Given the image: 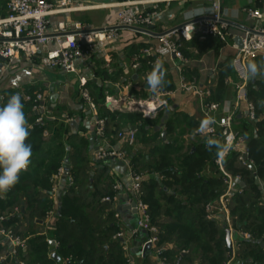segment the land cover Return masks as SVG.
I'll return each mask as SVG.
<instances>
[{
  "label": "trees",
  "instance_id": "1",
  "mask_svg": "<svg viewBox=\"0 0 264 264\" xmlns=\"http://www.w3.org/2000/svg\"><path fill=\"white\" fill-rule=\"evenodd\" d=\"M4 3L7 6L8 0H0V5ZM69 30H74V27ZM209 39L216 41L214 37ZM139 65L138 70L144 66L142 63ZM230 71L231 67H228L221 72L209 101L224 100L226 75ZM162 91L165 90L162 88ZM92 96L100 115L107 121V136L113 143L117 133L126 125L137 129V143L141 136L150 133L148 127H154L159 122V117L144 116L140 110L113 111L106 106L104 97L95 96V93ZM249 98L256 106L257 120H243L241 133L247 139L248 157L254 162V168L239 163L236 152L229 153L224 163L233 174H240L245 183L244 193L237 195L232 205L234 226L252 234L250 240H237L235 264H264V194L261 185L256 182V177L264 180L263 80L256 81L255 85L250 82ZM34 106V101H28L31 110ZM37 118L32 117L30 122L33 125L26 140L32 148L29 168L20 174L18 183L6 195H0V217L5 216L0 220V227L12 230L15 236H29V239L24 246L18 247L14 257L8 255L0 264H19L20 261H25V264H130L123 244L113 239L120 232L115 222L116 212L109 213L110 220H113H108L107 229L111 232L101 225L102 213L98 209L108 205L103 198L116 194L115 185L107 177L110 166L96 167L95 181L90 185L92 161L89 139L80 135L65 139L64 125L50 127L48 118L43 122H37ZM46 132L51 136H46ZM66 142L71 151H67ZM135 147L136 144L128 149L133 171L141 175L158 172L168 181L161 184L153 178L143 179V198L149 205L153 223L159 226L157 246L162 251L156 254L150 248L145 254L141 250L132 257L137 255L142 264H154L150 261L153 255L166 259L169 264H224L230 254L226 241L227 227L222 222L208 220L206 215L208 203L216 201L224 190L221 172H207L208 166H214L217 157L215 148L209 151L206 144L200 145L181 159V168L175 169V163L166 149L155 150L154 159L147 161L141 151L134 153ZM60 168L69 173L70 182L63 191L65 193L60 195L61 205L57 206L52 190ZM100 179L104 188L98 187ZM173 185L181 187L179 193L177 191L178 196L169 193L168 188ZM22 204H25L28 226L26 232L20 233L17 223H22V218L20 214H14V207ZM51 211L52 218L56 220L51 237L58 242L54 251H51L53 247L47 237L35 232V227ZM169 243L173 244L172 248L168 247ZM1 245L0 250L3 249Z\"/></svg>",
  "mask_w": 264,
  "mask_h": 264
},
{
  "label": "crops",
  "instance_id": "2",
  "mask_svg": "<svg viewBox=\"0 0 264 264\" xmlns=\"http://www.w3.org/2000/svg\"><path fill=\"white\" fill-rule=\"evenodd\" d=\"M76 5L90 6L93 4L76 1ZM248 6L260 8L264 11V1L261 0H222L223 11L232 21V24L226 31L225 39L216 38L215 41V39L208 38L209 40H201L198 39L197 34L192 40L184 41L182 50L185 62L178 61L158 39L147 34L136 33L130 29L122 30L117 39L100 44L91 53L88 59L83 61L79 60L77 62L76 73H70L62 67H45L38 58L29 59L24 55H21L19 59L10 65L0 60V106L6 104L12 94L18 93L21 97L24 106L23 111L30 128H32L33 125L30 122L33 116H37L38 118L43 117V120L48 118L51 121L50 127L65 126V139L74 135H80L88 138L90 142L91 132L95 131V122L91 111L81 98L79 90L81 80L83 79L86 81L85 85L91 96L95 93V96L104 97L105 101L108 102L106 106L116 111L117 108H114L116 105L114 100L123 95L124 86L129 87V90L125 91L124 94L128 93L130 96L137 99L148 100L150 91L146 88V77L152 70L154 64L161 62L163 68L166 70L165 84L163 86L166 92L162 90L160 92L161 96L165 95L164 101L166 107L159 114L150 116L152 118L159 117V122L154 127H148L150 133L146 136H141L137 140L134 153L137 154L141 151L142 156L145 157L147 161H152L156 156L155 150L164 148L170 159L174 161L175 169H179L181 168V159L188 152L192 153L197 147L205 144L206 139L200 134L193 135V130L199 127V123L205 117V114L202 110L199 97L191 90H188L186 86L199 85L207 87L211 90L210 97H212L214 90L217 88L221 72L227 70L229 65L233 62L236 52L234 44H237L235 39L243 35L245 28L255 24V21L249 17L244 10ZM210 7V0H188L162 3L159 6V15L153 29L155 31H162L166 28L180 25L187 21L185 18L186 13L196 10L205 13ZM118 12L119 7L116 4L107 7L61 12L49 17V29L52 32H57L60 22H64L68 30L78 23L82 24L84 29L111 25L116 21ZM7 14L8 9L4 3L0 5V18L5 17ZM262 24H264V21H262ZM135 55L139 56V64L142 63V65H144L140 70H138L139 67L137 69L132 67ZM251 62H256L257 64L264 63V56H257L252 59ZM179 66L181 67L178 68ZM135 75H137L136 78H134ZM226 78H230L231 83L226 81L227 85L224 100L218 102L219 109L211 113L217 119L230 114L234 109L236 100V88L234 83L237 81L238 77L232 67L230 73L226 75ZM259 80L264 81V76L258 75L251 79V84L254 83L255 85V82ZM37 93H41L44 96V113L36 111L34 108L31 110L28 107V101L30 100L27 99V95L31 96ZM110 102H112L111 105ZM147 104H151L149 106L150 108L151 106L153 107L151 101H147ZM166 113L168 115L166 124L158 130ZM247 119H250L247 106L242 104L233 125L237 133L243 135L241 133L243 128L242 121ZM77 120H80L78 126L75 124ZM127 127L128 125H126L124 129ZM162 131H166V139H163ZM45 134L48 137L51 136L49 132ZM218 139L221 142H225L222 137H218ZM65 144L67 145V151H71L72 148L69 144L67 142ZM112 144L117 148H125L127 151L130 148L118 137L116 138V142H112ZM96 145V140L94 144L90 143L89 153L92 161L90 185L95 181L94 178L97 174L96 167L99 166L95 160ZM227 155L225 157H227ZM225 157H223V162ZM218 158L217 156L214 159V169L210 166L207 167V172L209 174L215 170L216 172H221L217 164ZM104 164L110 166L107 177L109 182L117 187L116 194L118 196V201L116 203L108 202V205L98 209L102 213V216L100 215L102 228H105L107 232H111V229H107V222L111 218L109 213L111 211L119 213L120 219L115 217V222L119 225L120 233H123V237L116 239V235H114L113 239L120 240L123 244L125 255L130 258V264H142V260L137 255L135 258L132 257V254H136L138 251L144 249V244L150 234L146 231L134 232L138 215L133 213L131 207V201L133 199V168L130 164V159L127 162L114 160ZM141 164H145L143 159H141ZM57 175L55 176V184L52 192L55 204L60 206L62 203L60 195L70 182V177L69 173L65 172L62 175ZM150 178L158 180L161 184L168 181L164 175L158 172H144L143 179L147 180ZM101 181V179L97 181L98 187L104 188L105 185L101 184ZM257 183L261 185V180ZM244 185L245 183L243 186ZM179 188H181L179 185H173L168 188L169 193H174L178 196ZM64 193L65 192H63V194ZM19 207L20 213L18 214H20L22 218V223H17L18 226L20 225L18 232L23 233L26 232L28 226L27 219H25V214L27 212L25 204ZM15 209L16 207H14V212ZM22 209H24V212ZM52 217L53 216L47 215V217L35 227V232L38 235H45L50 245L53 247L51 251H54V248L58 246V242L51 237L52 229L56 222ZM112 220L113 219L110 221ZM112 225L114 226V223ZM156 226L159 229V226ZM1 237L0 244H2L1 246L3 249L0 250V261L2 262L8 258V255L10 258L15 255L12 253V242L5 237ZM16 237L24 241L23 246L29 239V236H21L18 234ZM51 241H55L56 244L52 245ZM168 247L172 248L173 244L169 243ZM152 251L158 254L154 248H152ZM150 261L151 263L159 264L161 259L153 255ZM8 264H11V262ZM19 264H25V261H20Z\"/></svg>",
  "mask_w": 264,
  "mask_h": 264
},
{
  "label": "built area",
  "instance_id": "3",
  "mask_svg": "<svg viewBox=\"0 0 264 264\" xmlns=\"http://www.w3.org/2000/svg\"><path fill=\"white\" fill-rule=\"evenodd\" d=\"M77 0H8V14L0 18V56L5 58V63L10 65L24 55L26 58H38L45 67H62L70 73H76L77 62L88 59L91 53L100 45L109 40H115L119 37L122 30L130 29L136 33L147 34L158 39L161 44L167 48L180 62H185L183 54V42L192 40L198 34L199 39L206 40L210 37L225 39L226 31L232 24V21L226 16L222 8V0H210L211 7L205 13L193 17L192 20L166 28L162 31H155L156 19L159 15V6L162 3H171L173 1L188 0H122L118 4L119 12L116 21L111 25L98 28L84 29L82 24L74 25V30L69 31L64 22L58 25V31L52 32L49 29L51 15L61 12H71L84 10L87 8L107 7L105 5H76ZM204 1V0H191ZM264 1V0H261ZM148 5V6H147ZM245 12L251 17L255 24L244 29L242 39L243 46L239 47L234 44L235 55L233 61L241 68L236 71L238 77L234 83L236 88V100L234 109L219 119L215 118L211 113L219 109V103L209 101L211 90L207 87L199 85L186 86L197 95L202 104V110L205 116H212L215 124L211 127L214 129L210 135L215 138L222 137L225 142L231 138L233 148L230 152L238 153V162L243 166H251L254 168V162L248 157L247 139L243 135L237 133L234 128V120L238 110L242 104L247 106L249 118L257 120V109L255 104L249 98V85L251 79L243 74V68L257 56H264V11L260 8L248 6ZM194 24L195 29L190 32L189 36H185L186 25ZM53 46V47H51ZM51 47V48H50ZM132 67H139V56L135 55ZM179 66L178 68H180ZM231 83V79L226 80ZM86 81L81 80L79 85L80 95L93 115L95 122V132L97 141V152L95 160H101L107 163L113 160L127 162L129 153L125 148H117L108 139L107 121L100 115V109L93 100L87 86ZM124 92L129 90L128 86L123 87ZM150 91V89H149ZM121 95L114 100L115 104L120 107L140 106L143 108L144 116H150L157 108L165 103L161 99V92L153 95L150 92L148 100L137 99L128 93ZM27 99L34 101V110L40 111L44 106L41 104L45 101L41 93H37L34 97L27 95ZM147 101H151L153 109L150 110ZM108 102L106 101L105 104ZM112 102H110L111 104ZM145 105V106H144ZM116 108V107H114ZM120 109V108H117ZM121 110V109H120ZM43 117H39L37 122H42ZM137 129L130 127L128 131L121 130L117 133V137L128 147L136 144ZM222 174V182L224 190L218 196L216 201L208 203L206 206V215L208 220L222 221L225 227L231 230L233 240V251L229 254V260L224 264H235V254L237 249V240H250L252 234L241 228L234 226L231 215L232 205L237 195L244 193L243 179L240 174H233L227 169L223 162V158L217 159ZM64 173V168H60L59 174ZM57 175V176H58ZM261 179H259L260 181ZM261 187L264 194V180H261ZM115 189L117 187L115 186ZM143 192V175L133 171L132 174V198L137 203L138 218L134 228V232L146 231L149 238L146 243H151L157 253L162 249L157 246L159 241L158 227L153 223L149 205L144 201ZM103 201L116 203L118 196H106ZM20 213V207L16 206L15 214ZM53 212H49L48 216H52ZM115 217L120 219V214L115 213ZM5 219L1 217L0 220ZM0 234L12 242V253L16 255L18 247L24 244V241L16 237L12 230H6L0 227ZM123 237V233L119 232L115 238ZM162 264H169L166 259L161 260Z\"/></svg>",
  "mask_w": 264,
  "mask_h": 264
},
{
  "label": "clouds",
  "instance_id": "4",
  "mask_svg": "<svg viewBox=\"0 0 264 264\" xmlns=\"http://www.w3.org/2000/svg\"><path fill=\"white\" fill-rule=\"evenodd\" d=\"M199 10L186 13V19L192 20L193 17L201 15ZM185 36L195 29L194 24L186 25ZM229 67L236 71H241L236 61ZM243 74L249 79L258 75L264 76V63L257 64L249 62L243 68ZM166 70L161 62L154 64L151 72L147 75V84L153 95L159 94L165 84ZM21 97L18 93L12 94L7 103L0 106V195H6L14 187L20 178V174L29 168L32 157L31 145L26 144L29 137L30 125L26 120ZM215 119L212 116H205L199 123V127L193 130V135L204 136L206 147L209 151L216 150L218 157H225L233 148L231 138L226 142L210 135L213 132L212 125Z\"/></svg>",
  "mask_w": 264,
  "mask_h": 264
},
{
  "label": "water",
  "instance_id": "5",
  "mask_svg": "<svg viewBox=\"0 0 264 264\" xmlns=\"http://www.w3.org/2000/svg\"><path fill=\"white\" fill-rule=\"evenodd\" d=\"M77 1H81V2H85V3H91L93 5H105V6H109V5H115V4H118L121 0H77ZM236 43L239 45L240 48H242L243 46V43H242V39L240 37L236 38L235 39ZM0 60L2 62H5V58L3 56H0ZM137 75H135L134 78H136ZM146 88L149 89V85L146 84ZM162 100H165V95H162L161 97ZM41 104L44 106L45 102L42 101ZM111 105V104H110ZM109 105V106H110ZM116 108H120L121 110L123 111H126V110H129V111H132V110H140V111H143V108L140 107V106H134V107H120L118 105H115ZM166 107V103H163L161 104L157 110L155 112H152L150 113V116H155L156 114H159L161 111H163ZM41 113H44L45 112V107H43L41 110H40ZM168 118V115L167 113L165 114V117L162 119V123L161 125L158 127V130H160L165 124H166V120ZM79 122L80 120H77L76 121V126L79 125ZM130 129V127H127L125 129V131H128ZM96 132L95 131H92L91 132V136H90V143L91 144H94L95 140H96ZM162 137L163 139H166V131H162ZM97 146L95 147V153L97 152ZM111 161H114L113 159H111ZM96 163H98L99 165H104L103 161L101 160H96ZM253 168V167H252ZM256 182H259V178L256 177ZM244 184V183H243ZM131 207H132V211L134 214L138 215V209H137V203L134 199H132L131 201ZM22 211L24 212V209H22ZM226 241H227V246H228V249L230 252L233 251V240H232V233H231V230L230 229H226ZM51 244L52 245H55L56 242L55 241H51ZM152 247L151 243H146V245L144 246V249H143V253L145 254L146 251L148 249H150ZM54 257H56V254H54Z\"/></svg>",
  "mask_w": 264,
  "mask_h": 264
},
{
  "label": "rangeland",
  "instance_id": "6",
  "mask_svg": "<svg viewBox=\"0 0 264 264\" xmlns=\"http://www.w3.org/2000/svg\"><path fill=\"white\" fill-rule=\"evenodd\" d=\"M231 215H232V212H231ZM232 217H234V216L232 215ZM228 260H229V253H228ZM228 260H227V261H228Z\"/></svg>",
  "mask_w": 264,
  "mask_h": 264
},
{
  "label": "bare ground",
  "instance_id": "7",
  "mask_svg": "<svg viewBox=\"0 0 264 264\" xmlns=\"http://www.w3.org/2000/svg\"><path fill=\"white\" fill-rule=\"evenodd\" d=\"M149 109H150V110H152V109H153V107L151 106V108L149 107Z\"/></svg>",
  "mask_w": 264,
  "mask_h": 264
}]
</instances>
